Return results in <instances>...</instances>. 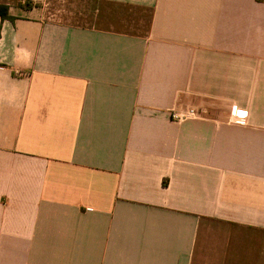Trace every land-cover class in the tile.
Listing matches in <instances>:
<instances>
[{
    "label": "crops",
    "instance_id": "crops-1",
    "mask_svg": "<svg viewBox=\"0 0 264 264\" xmlns=\"http://www.w3.org/2000/svg\"><path fill=\"white\" fill-rule=\"evenodd\" d=\"M0 3V264H264V0Z\"/></svg>",
    "mask_w": 264,
    "mask_h": 264
},
{
    "label": "built area",
    "instance_id": "built-area-1",
    "mask_svg": "<svg viewBox=\"0 0 264 264\" xmlns=\"http://www.w3.org/2000/svg\"><path fill=\"white\" fill-rule=\"evenodd\" d=\"M200 115V111L195 109L194 107H187L182 110H172V119L176 122L185 121L192 117H197ZM233 115L238 122L244 123L247 119V111L242 109H237L236 107L233 109Z\"/></svg>",
    "mask_w": 264,
    "mask_h": 264
},
{
    "label": "trees",
    "instance_id": "trees-1",
    "mask_svg": "<svg viewBox=\"0 0 264 264\" xmlns=\"http://www.w3.org/2000/svg\"><path fill=\"white\" fill-rule=\"evenodd\" d=\"M0 17L3 19H14V16L10 14L9 6L0 3Z\"/></svg>",
    "mask_w": 264,
    "mask_h": 264
}]
</instances>
